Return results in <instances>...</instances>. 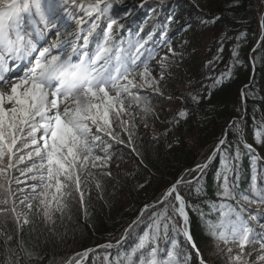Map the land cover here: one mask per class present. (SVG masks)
Here are the masks:
<instances>
[{
	"label": "trees",
	"instance_id": "1",
	"mask_svg": "<svg viewBox=\"0 0 264 264\" xmlns=\"http://www.w3.org/2000/svg\"><path fill=\"white\" fill-rule=\"evenodd\" d=\"M94 2L98 0H80L81 4ZM113 3L116 4L113 20H119L116 29L112 30L115 44L124 41V48H131L135 58L141 43H148L154 34L155 39L144 49L147 53L145 60L152 56L150 50H157L156 58L152 59L154 75H166L167 81L183 85L185 92L178 93L160 86L165 95L155 98L151 105L154 111L150 112H144L139 101L136 102L131 109L137 114L133 115L135 122H149L150 127L158 130L159 136L151 137L131 123L132 135L124 127H120L121 133H117L122 134L125 143H117L107 137L114 145L112 167H96L93 162L89 175L85 177L87 207L84 197L73 187L71 191L75 195L69 200L72 207L69 211L57 212L55 223L49 222L48 217L40 212L43 197L36 198L38 194L34 186L42 181L31 180L20 168L15 170V175L23 177L25 183L14 184L11 178L5 179L7 188H0V195L3 196V202H0V212L3 213L0 215V264H10V257L15 264H80L89 251L92 255L85 259L84 264H108L109 255L115 261L117 256L140 241L139 237L130 240L127 249L108 248L107 245H119L130 229L138 228L140 236L145 235L149 225H141L140 222L148 220L155 223L152 217L168 209V204L161 203L167 192L207 160L227 134L232 141L238 142L239 134L232 130L234 122L245 125L248 141L260 149L258 155L264 154V147L257 142L258 133L264 130V62H261L264 50H256L264 39V0H113ZM69 8L76 17L71 21L74 31L80 30L78 19L83 17L86 20L85 39L81 41L84 46L87 44V30L92 29L99 16L91 18L90 24L88 14L82 7L67 4L65 12ZM172 17H175L174 21ZM217 17L222 19L214 24H204V20ZM100 25V32L93 36L92 47L88 49L90 52L100 47L97 41L110 43L107 31L111 30V22L108 17L100 21ZM42 27L46 28L44 25ZM245 32L249 36L242 41L241 35ZM238 48L241 52L239 57L235 54ZM173 49L179 55H173ZM165 57H171L167 61L170 72H165L161 63ZM240 60L246 66L235 69V78L214 87L219 78L232 72L234 64ZM138 78V83H143L142 75ZM136 91L141 92V89ZM195 97H200L199 101ZM185 110L189 112L187 119L182 117ZM177 119L180 120L179 124L174 123ZM133 137L135 147L130 146ZM235 147L233 144V155ZM100 151L101 155H106L103 149ZM35 163L33 160L20 167L27 168ZM259 170L264 173V161H261ZM224 172V160L220 155L206 174V196L191 194L196 192L195 184L182 186V193L191 205L196 206L190 208L192 232L211 264H232L229 247L237 252L242 251L240 246H229L210 235L209 222H219L222 216V212H217L213 204L223 202L220 178ZM257 174L254 159L248 156L244 162L243 190L252 187ZM193 178L197 180V174ZM14 191L16 202L8 203ZM44 191L46 189L41 188V192ZM28 196L32 197L30 202L36 205L35 209L23 203ZM232 203L244 211L239 202ZM18 205H22V213L27 209L28 218L24 215L17 217ZM245 206L252 212L262 211L259 205L245 202ZM150 207L152 211L145 215V210ZM171 215L175 217L174 207ZM21 219L27 225L23 230L19 224ZM28 220L31 224H27ZM177 220L183 229L182 218L177 217ZM175 228L173 225V236ZM12 236L16 239L9 243ZM177 238L183 247L191 250L192 264H200L199 254L182 231ZM202 243L215 246V252L209 253ZM220 244L224 248L222 253L218 249ZM166 246L171 248L172 244ZM258 256L259 253L252 258L253 264Z\"/></svg>",
	"mask_w": 264,
	"mask_h": 264
},
{
	"label": "snow or ice",
	"instance_id": "2",
	"mask_svg": "<svg viewBox=\"0 0 264 264\" xmlns=\"http://www.w3.org/2000/svg\"><path fill=\"white\" fill-rule=\"evenodd\" d=\"M67 4L82 7L88 14L90 24L91 18L99 16V20L92 29L87 30V44L84 46L81 45V41L85 39L86 20L83 17L78 19L80 30L74 31L71 21L76 17L70 8L65 12ZM114 8L116 4L113 0H98L90 4H81L80 0H0V188H7L5 184L7 178H11L14 184L26 182L23 177L15 175L17 168L30 176L31 180L42 181L43 183L34 186V191L38 194L37 199L43 197L40 212L46 215L51 223L56 222L57 212H66L71 209L69 200L75 195V192L71 191L73 187L84 197L85 207H87L88 193L85 189V177L89 175L93 162L96 167H112L111 161L115 155L112 151L114 145L107 137H111V140L117 143H125L122 134H117L114 114H117L116 118L120 120H123V116L129 112L131 115H137L131 111L137 101L144 112L154 111L150 106L155 98L165 95L164 89L160 86L168 77L162 75L157 78L154 75L155 69L152 68V59L156 58L157 50H150L152 56L145 60L147 53L144 49L155 39V35H152L148 43H141L139 51L133 58L132 49H125L124 41H121L119 45L115 44L112 30L116 29L119 20H113ZM105 17H108L111 22V30L107 31L110 43L97 41L100 47L90 52L88 49L92 47L93 36L100 32V21H103ZM171 19L174 21L175 17ZM220 19L222 18L206 19L204 24H214ZM57 30L61 40L49 47L48 44L52 42L50 37ZM120 31L123 32V28ZM248 36L249 33H242L241 40ZM261 50H264V39L261 40L260 47L257 49V51ZM114 53L116 55H113ZM235 54L237 57L241 55L240 48ZM173 55H179L175 49H173ZM170 59L171 57H165V60L161 62L165 72L171 71L167 63ZM66 61L76 64L91 63L95 67L97 77L95 86H89L86 90L94 103L86 112L78 111L73 104L69 103L63 94L62 86L56 87V84L47 77L46 71L50 64L56 65ZM261 62H264V59ZM25 66L31 71L20 77L22 83L16 86L13 95H6L4 88L16 79L12 73L24 71ZM241 66H246L243 60L234 64L233 71L219 78L214 87L234 79L235 69ZM141 75L143 83L132 79L133 76ZM24 88L27 90L23 91ZM136 89H141V92ZM149 89L153 91L149 92ZM195 99L199 101L200 97ZM129 101L132 103L129 104ZM8 105H15V107L10 109ZM182 117L187 119L189 112L183 111ZM174 123L179 124L180 120L177 119ZM126 124L127 127L124 130L132 135L133 125L130 121ZM136 127L138 128L139 125ZM232 130L238 132V142L232 141L230 136L226 135L212 160L202 165L200 169L194 170L201 173L200 177L188 183L196 186V192L191 194L198 193L206 196L208 194L206 174L219 156H223L225 172L220 178L223 202L213 204L217 212H222V216L219 222H209L210 235L229 246L236 244L241 247L240 252L229 247L232 264H253L252 258L257 257V253L259 256L256 264H264V173L259 170L261 161H264V154L258 155L260 149L248 141L245 125L242 122H234ZM257 142L264 147V130L258 133ZM233 144L236 145L234 155L232 154ZM130 146L135 147V137ZM31 149L35 150L29 151ZM101 149L106 155H101ZM24 153L27 154L24 155ZM248 156L253 157L258 174L252 187L245 191L243 190L244 162ZM33 160L36 161L35 164L27 168L20 167ZM38 172L42 174H37ZM182 186L187 187L183 179L179 185L167 192L161 203H166L169 207L152 217L155 223L148 220L140 222L141 225L145 223L149 225L145 235L140 236L138 228L130 229L119 245L106 246L127 249L130 240L139 237L140 241L130 250L117 256L115 261L113 256L109 255L108 264H192L191 250L183 247L177 238L181 231L190 245L199 253L200 264H211L191 230L193 218L189 209L196 206L191 205L182 193ZM41 188L46 191L41 192ZM101 188H103L102 184ZM31 200L32 197L28 196L24 198L23 203L35 209L36 205L30 202ZM232 201L239 202L244 211H240L237 204ZM0 202H3L2 195H0ZM14 202H16L15 191L8 203ZM245 202L253 206L259 205L262 211L252 212L245 206ZM173 207L175 217L171 215ZM21 208L22 205L17 206V217H23ZM150 211H152L151 207L145 210V215ZM2 214L0 212V215ZM177 217H182L186 222L183 229L180 228ZM19 224L21 230L27 226L23 219ZM27 224H31V221L28 220ZM173 225L176 226L175 236L172 234ZM15 239L16 237L12 236L9 243ZM21 243L23 244V240ZM169 243L172 244L171 248L166 246ZM218 249L222 253L223 244H220ZM166 253L170 255H165ZM30 255L35 254L30 253ZM87 255L91 256L92 252L89 251ZM10 264H15L11 257Z\"/></svg>",
	"mask_w": 264,
	"mask_h": 264
},
{
	"label": "clouds",
	"instance_id": "3",
	"mask_svg": "<svg viewBox=\"0 0 264 264\" xmlns=\"http://www.w3.org/2000/svg\"><path fill=\"white\" fill-rule=\"evenodd\" d=\"M46 74L54 84L62 86L64 96L78 111L86 112L94 103L86 93L87 88L95 86L97 80L93 64L70 61L50 64Z\"/></svg>",
	"mask_w": 264,
	"mask_h": 264
},
{
	"label": "rangeland",
	"instance_id": "4",
	"mask_svg": "<svg viewBox=\"0 0 264 264\" xmlns=\"http://www.w3.org/2000/svg\"><path fill=\"white\" fill-rule=\"evenodd\" d=\"M52 37H54V39H52ZM52 37H50V39H51L52 42H51L50 44H48L49 47H52L54 44L59 43L60 40H61V37H60L58 31L53 32V33H52ZM66 38H67V37L65 36V39H66ZM38 55H39V54H38ZM34 59H35V58H34ZM28 71H31V69L28 68L27 66H25L24 71H16V72H13V73H12V75H13L14 77H16V79L14 80L13 83H11L9 86H7V87L4 88V92H5L6 95H13V94H14V89L16 88V86H17L18 84H21V83H22V79H20V77H22V76H24L25 74H27ZM137 81H139V80L137 79ZM126 83H127V82H126ZM57 85H58V84H56V87H57ZM22 90H23V91H26L27 88H24V89H22ZM114 95H116V94L114 93ZM8 107L11 109V108L15 107V105H8ZM135 120H136V119H134L133 115H131L130 112H129L128 114H125V115L123 116V121H120V119H117V118H116V114H114V125H115V127H116V129H117V133H121L120 127H124V129L127 127L126 122H128V121H130V122L133 123L134 125H139V127H138V128L136 127V128H137V129H143L144 132L152 131L151 129L148 130V128H149L150 125H151L149 122H147V121H142L141 123H136ZM97 129H98V128H97ZM152 133H154V132H152ZM41 136H43V135H41ZM204 245H205V248L208 247V246L206 245V243H204ZM212 247H214V246H210V247H208V248H209V251H212V250H213ZM208 248H207V249H208Z\"/></svg>",
	"mask_w": 264,
	"mask_h": 264
}]
</instances>
